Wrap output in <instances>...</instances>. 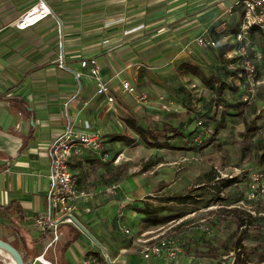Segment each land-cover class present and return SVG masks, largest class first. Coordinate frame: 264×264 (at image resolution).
I'll use <instances>...</instances> for the list:
<instances>
[{"label":"crops","instance_id":"0c3cea01","mask_svg":"<svg viewBox=\"0 0 264 264\" xmlns=\"http://www.w3.org/2000/svg\"><path fill=\"white\" fill-rule=\"evenodd\" d=\"M35 2L0 0V222L13 226L24 254L45 264L44 253L36 255L39 247L57 243L60 264H264V210L259 217L250 215L248 224H236L235 246L211 240L203 232L212 228L206 224L201 236L192 227L178 238L182 251L176 259L145 258L138 239L162 223L142 221L147 216L139 196L132 198L135 204L128 195L120 204L115 194H100L105 176L89 170L97 163L96 150L89 148L83 157L70 159L78 187L88 195L79 200L78 225L62 224L56 241L30 226L46 211L51 143L69 124L84 130L87 122L91 131L108 130L114 102L93 95L95 81L81 61H98L115 99L121 80L139 74L145 51L181 50L200 35L217 41L220 33L235 32L243 14L238 0H46L52 15L23 27L17 20ZM221 42L227 45L224 38ZM92 106L100 108L96 114L89 112ZM124 123L137 126L129 118ZM168 143L173 145L171 139ZM135 192L144 195L146 189Z\"/></svg>","mask_w":264,"mask_h":264},{"label":"rangeland","instance_id":"374dc122","mask_svg":"<svg viewBox=\"0 0 264 264\" xmlns=\"http://www.w3.org/2000/svg\"><path fill=\"white\" fill-rule=\"evenodd\" d=\"M237 30L225 37L220 33L216 46L211 48L191 42V47L176 51H155L151 55L145 51L139 74L127 79L135 92L122 90L120 82L121 91L108 109V130L98 128L103 145L93 151L97 163L89 170L105 176V182H99L100 194H111L107 188L117 185L113 194L120 204L128 201V195L133 204L136 199L132 198H143L138 201L142 202L141 208L146 202L163 206L166 209L158 212L162 225L156 230L161 227L177 239L186 236L192 227L199 237L201 225L209 224L212 228L203 232L207 231L211 240L235 246V234L240 232L236 224H248L250 215L259 217L258 212L264 210V196L257 201L248 198L251 174L264 169V84L255 89L250 104L244 102L249 83L227 66L237 56V45L233 43ZM223 38L227 45L218 44ZM252 41L251 52L263 56L260 75L264 79V39L254 34ZM203 79L212 85H206ZM221 83L222 93L216 89ZM97 109L100 108L92 106L89 112L96 114ZM127 118L151 130L161 144L171 139L172 148L148 147L140 134L124 123ZM198 120L203 122L201 127L196 125ZM253 122L256 130L246 135L245 127ZM211 174L218 175L220 181L218 177L211 180ZM230 174L238 184L223 187ZM141 186L146 189L144 195L135 192ZM178 195L190 198L167 202V197ZM221 222L224 236L217 239L221 230L216 226ZM0 239L25 255L10 224L0 222ZM48 247H39L36 255L44 253L45 264H60V244ZM9 261L5 257L0 264H10ZM25 264L44 263L27 256Z\"/></svg>","mask_w":264,"mask_h":264},{"label":"built area","instance_id":"2783aa9c","mask_svg":"<svg viewBox=\"0 0 264 264\" xmlns=\"http://www.w3.org/2000/svg\"><path fill=\"white\" fill-rule=\"evenodd\" d=\"M237 5L242 8V21L235 33L234 43L237 45V56L241 57V63L233 64L231 69H244L246 81L249 83V91L243 98L244 102L250 104L254 98L255 89L264 84L259 74L257 63L261 61V53L251 52L253 49L252 29L257 28L264 31V0H238ZM31 12H37L35 20L25 23L23 27L30 26L49 15L52 10L46 0H36V2L24 12L17 22ZM19 26V25H18ZM20 27V26H19ZM216 41L200 35L193 41V45L203 48L216 46ZM191 47V44L188 45ZM60 66H64L60 61ZM81 67L87 68L89 75L95 81L96 94L105 95L109 103L114 102L111 95L110 81L105 80L101 67L96 59L82 60ZM242 76V73L239 74ZM77 78L81 76L76 73ZM122 90L133 93L135 87L127 79L121 80ZM84 130L75 129L69 124L65 130L51 143L50 154V185L46 198V211L35 216L30 223L33 231L45 233L49 232L53 240H58L61 235L60 226L62 224L78 225L76 216L79 200L88 195L79 189L77 176L71 171L70 159L72 156L83 157L85 149H100L103 145L102 134L99 131H91L90 125L85 122ZM196 125L201 127L202 120H198ZM228 177L232 178L233 174ZM118 186L107 188V192L113 194ZM264 196V169H259L251 174V185L248 198L257 201ZM255 214V213H254ZM161 228L142 234L138 239L143 243L142 253L145 258L154 255H165L168 258L176 259L182 251V245L174 234L167 233ZM125 233H130L129 229H124ZM86 264V262H84Z\"/></svg>","mask_w":264,"mask_h":264},{"label":"trees","instance_id":"16d2710c","mask_svg":"<svg viewBox=\"0 0 264 264\" xmlns=\"http://www.w3.org/2000/svg\"><path fill=\"white\" fill-rule=\"evenodd\" d=\"M254 34H259V38L260 39H264V31H260L257 28H253L252 29V38H253ZM260 62L257 63L259 74H260ZM238 63H241V57L240 56H235L233 58V60L230 61L227 64V66L229 68L231 65H233V64L236 65ZM233 71H234V74H241L242 73L241 77L246 80L243 68H240V69H237V70H233ZM203 82L206 85H212V82L210 80L203 79ZM223 86H224V83H221L220 86H217V88H216L217 91L222 93ZM132 127H134V129L140 134V136L145 141V143L147 144L148 147H151V148H167V149L172 148L171 145L168 143V139H166V141L163 144H161L157 140L155 134L151 130L144 129V128L137 127V126H133V125H132ZM254 130H256L255 122H253L252 124H249L248 126H246L245 130H244V133L246 135H249ZM217 177H219V176L218 175L214 176V174H211V180L215 181L217 179ZM220 179L221 178H219L218 181H220ZM228 179H229L228 181L222 179V180H224L223 187L236 183V178L232 177V178H228ZM189 198H190V196H188V195H185V196L178 195V196H169V197L166 198V200H167V202H169V201H172V202H176V201L184 202V201H186ZM162 207L163 206H157V205H153V204H150V203L146 202L144 208H141L140 211L147 216L146 220H148L150 224L156 225V224L162 223V219L158 216V212H161V211L166 209V208H162ZM239 242H241V238L239 239L238 243ZM27 256H28L27 254H25L23 256L24 262H25V257H27ZM28 258H30V257L28 256Z\"/></svg>","mask_w":264,"mask_h":264},{"label":"bare ground","instance_id":"6f19581e","mask_svg":"<svg viewBox=\"0 0 264 264\" xmlns=\"http://www.w3.org/2000/svg\"><path fill=\"white\" fill-rule=\"evenodd\" d=\"M37 14H38L37 12H31V13L27 14L26 16H24L23 18H21L19 20L20 24L22 26H24V25H26L25 23H28V22L35 20ZM5 257L9 258L10 264H18L14 255H12V253L9 250H7L2 245H0V259H3ZM6 263H8V262H6Z\"/></svg>","mask_w":264,"mask_h":264},{"label":"water","instance_id":"95a60500","mask_svg":"<svg viewBox=\"0 0 264 264\" xmlns=\"http://www.w3.org/2000/svg\"><path fill=\"white\" fill-rule=\"evenodd\" d=\"M0 245H2L4 248H6L7 250H9L12 255H14V257L17 260L18 264H25L24 260H23V256L21 255V253L12 245H10L8 242L0 239Z\"/></svg>","mask_w":264,"mask_h":264}]
</instances>
